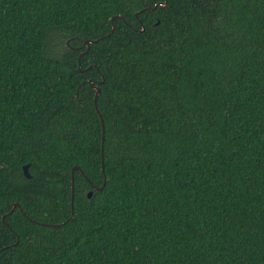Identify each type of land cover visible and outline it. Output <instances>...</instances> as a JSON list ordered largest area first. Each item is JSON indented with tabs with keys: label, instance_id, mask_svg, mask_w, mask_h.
Returning <instances> with one entry per match:
<instances>
[{
	"label": "trees",
	"instance_id": "16d2710c",
	"mask_svg": "<svg viewBox=\"0 0 264 264\" xmlns=\"http://www.w3.org/2000/svg\"><path fill=\"white\" fill-rule=\"evenodd\" d=\"M162 1L0 0V264H264V0Z\"/></svg>",
	"mask_w": 264,
	"mask_h": 264
},
{
	"label": "water",
	"instance_id": "95a60500",
	"mask_svg": "<svg viewBox=\"0 0 264 264\" xmlns=\"http://www.w3.org/2000/svg\"><path fill=\"white\" fill-rule=\"evenodd\" d=\"M166 3V0H163L162 2H158V3H156L153 7H148L149 9H153V8H155L156 6H157V4H161V5H164ZM119 17H122V16H119ZM114 29V26L112 27V30ZM141 30H143V27L141 28ZM93 41H95V40H90V39H87V40H85L84 41V45L86 46V48L88 49L89 48V44L91 43V42H93ZM85 51H82L81 53H80V55H79V58H80V56L84 53ZM79 65V64H78ZM89 84L91 85V87L93 88V89H95V93H94V104H95V106H96V100H97V97H98V95L100 94V92H101V89H100V87L92 80V79H89ZM98 111V114H99V116H100V119H101V121H102V116H101V113L99 112V110H97ZM103 131H104V127H103ZM103 138H104V136H102V143H103ZM101 150H103V144L101 145ZM101 159H102V165H101V167H102V170H103V167H104V163H103V154H102V156H101ZM28 167H29V164L27 163V164H24L23 166H22V169H23V173H24V175H25V177H27V178H30L31 177V174L29 173V170H28ZM76 169H80V167L78 166V165H74L73 166V168H72V170H71V203L73 202V192H74V185H73V178H74V176H73V173H74V171L76 170ZM80 171H81V169H80ZM105 181H106V178L104 177V179H103V182H102V185L101 186H96L95 188L97 189V190H101L102 189V187H103V185L105 184ZM91 195H92V190H90V191H88V193H87V197H91ZM16 206H18L19 207V209L22 211V208L19 206V204L17 203V202H13L12 203V208H15ZM71 210L73 211V206L71 207ZM42 224H47V223H42Z\"/></svg>",
	"mask_w": 264,
	"mask_h": 264
}]
</instances>
